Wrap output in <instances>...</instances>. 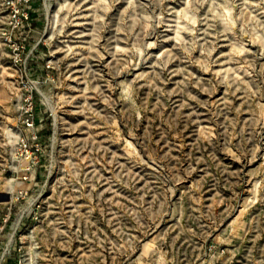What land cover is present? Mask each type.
Wrapping results in <instances>:
<instances>
[{"label":"rangeland","instance_id":"rangeland-1","mask_svg":"<svg viewBox=\"0 0 264 264\" xmlns=\"http://www.w3.org/2000/svg\"><path fill=\"white\" fill-rule=\"evenodd\" d=\"M31 5L16 63L0 0V264H264V0Z\"/></svg>","mask_w":264,"mask_h":264},{"label":"built area","instance_id":"built-area-1","mask_svg":"<svg viewBox=\"0 0 264 264\" xmlns=\"http://www.w3.org/2000/svg\"><path fill=\"white\" fill-rule=\"evenodd\" d=\"M8 10L7 26L3 29L1 37L9 47L16 63H22L28 51L26 40L32 29V0H3ZM28 127L34 126L31 118L25 119Z\"/></svg>","mask_w":264,"mask_h":264},{"label":"water","instance_id":"water-1","mask_svg":"<svg viewBox=\"0 0 264 264\" xmlns=\"http://www.w3.org/2000/svg\"><path fill=\"white\" fill-rule=\"evenodd\" d=\"M4 197H5V199H8L9 198V194L8 193L5 194Z\"/></svg>","mask_w":264,"mask_h":264}]
</instances>
